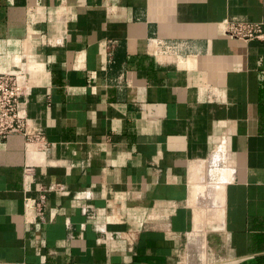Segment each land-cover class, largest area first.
Listing matches in <instances>:
<instances>
[{"label": "crops", "instance_id": "1", "mask_svg": "<svg viewBox=\"0 0 264 264\" xmlns=\"http://www.w3.org/2000/svg\"><path fill=\"white\" fill-rule=\"evenodd\" d=\"M12 71L0 264H264V0H0Z\"/></svg>", "mask_w": 264, "mask_h": 264}, {"label": "built area", "instance_id": "2", "mask_svg": "<svg viewBox=\"0 0 264 264\" xmlns=\"http://www.w3.org/2000/svg\"><path fill=\"white\" fill-rule=\"evenodd\" d=\"M225 36L231 40L248 42L262 39L263 33L260 23L228 22L226 23ZM30 88L27 75L23 71L0 74L1 139L13 134L22 135L28 141L42 139L39 133H29L27 131L26 106ZM25 205L31 207L28 199H26ZM34 209L36 217H41L42 204H36Z\"/></svg>", "mask_w": 264, "mask_h": 264}]
</instances>
